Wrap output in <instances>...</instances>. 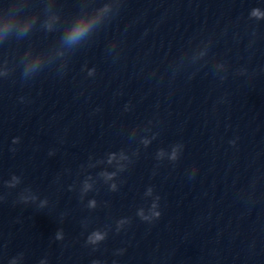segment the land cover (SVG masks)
I'll return each instance as SVG.
<instances>
[{"label": "clouds", "instance_id": "1", "mask_svg": "<svg viewBox=\"0 0 264 264\" xmlns=\"http://www.w3.org/2000/svg\"><path fill=\"white\" fill-rule=\"evenodd\" d=\"M86 29L83 27V26H77L73 32H72V35H71V38L73 40L75 39H78L82 34L83 32L85 31Z\"/></svg>", "mask_w": 264, "mask_h": 264}]
</instances>
